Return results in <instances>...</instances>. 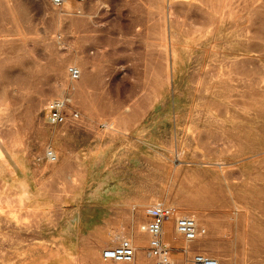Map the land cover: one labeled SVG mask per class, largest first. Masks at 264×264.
<instances>
[{
    "label": "rangeland",
    "instance_id": "374dc122",
    "mask_svg": "<svg viewBox=\"0 0 264 264\" xmlns=\"http://www.w3.org/2000/svg\"><path fill=\"white\" fill-rule=\"evenodd\" d=\"M64 1L0 0V264H153L156 205L172 264H264V0Z\"/></svg>",
    "mask_w": 264,
    "mask_h": 264
},
{
    "label": "built area",
    "instance_id": "2783aa9c",
    "mask_svg": "<svg viewBox=\"0 0 264 264\" xmlns=\"http://www.w3.org/2000/svg\"><path fill=\"white\" fill-rule=\"evenodd\" d=\"M52 5L60 6L64 0H50ZM84 2L86 0H75ZM79 69L75 66L67 68V76L70 82H76L79 79ZM44 119L49 125H70L78 120V112L71 105L69 97L62 96L46 102L44 106ZM44 157L49 162L56 160L50 149L45 150ZM176 210L168 206H150L144 210L147 220L140 225V230L147 234V245L145 255L152 259L153 264H172L170 260L168 247L162 243V224L169 215H174ZM175 232L185 241H193L205 235V229L197 225L188 216L174 217ZM135 249L128 239H121L113 247L106 248L101 252L103 260L112 262H130L134 257ZM191 264H218L213 257L202 253L193 254Z\"/></svg>",
    "mask_w": 264,
    "mask_h": 264
},
{
    "label": "bare ground",
    "instance_id": "6f19581e",
    "mask_svg": "<svg viewBox=\"0 0 264 264\" xmlns=\"http://www.w3.org/2000/svg\"><path fill=\"white\" fill-rule=\"evenodd\" d=\"M65 2L66 1H63V3L65 4ZM62 3V4H63ZM63 4V5H64ZM77 13H80V11H77ZM75 67H77V66H75ZM78 69H79V72H80V75H79V77L81 78V70H80V68L79 67H77ZM52 151V150H51ZM52 153L54 154V156H55V158H56V154H55V152L54 151H52ZM188 217H190V216H188ZM197 225H199V223L195 220V218H193V217H190ZM166 219V218H165ZM165 219H164V221H165ZM164 221H163V224H162V239H163V234H164V231H163V228H164ZM144 233V232H143ZM146 234V233H145ZM147 235V234H146ZM196 240H199V239H196ZM196 240H193V241H185L186 243H191V242H194V241H196ZM130 242H131V244H132V246L134 247V249H135V246H134V244L132 243V241L131 240H129ZM188 246V245H187ZM171 260V259H170ZM172 262V261H171ZM217 263H218V261H217Z\"/></svg>",
    "mask_w": 264,
    "mask_h": 264
}]
</instances>
